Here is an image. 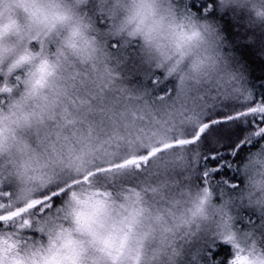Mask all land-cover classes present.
I'll return each mask as SVG.
<instances>
[{"label":"clouds","instance_id":"9594fccd","mask_svg":"<svg viewBox=\"0 0 264 264\" xmlns=\"http://www.w3.org/2000/svg\"><path fill=\"white\" fill-rule=\"evenodd\" d=\"M213 8L264 55V0ZM226 44L221 22L185 0H0V186L21 206L65 189L25 214L30 228L0 229L3 264H191L202 241L226 237L264 264V220L240 223L245 209L264 216V141L236 162L235 191L211 172L202 182L203 140L90 175L250 106Z\"/></svg>","mask_w":264,"mask_h":264},{"label":"snow or ice","instance_id":"6c2138e0","mask_svg":"<svg viewBox=\"0 0 264 264\" xmlns=\"http://www.w3.org/2000/svg\"><path fill=\"white\" fill-rule=\"evenodd\" d=\"M211 2L214 4L215 0H211ZM5 90L10 91V89L0 88V92ZM249 102L250 106L244 108L224 109L209 115L207 120L195 131V135H190L187 139H177L159 148H153L144 155L132 156L116 164H108L90 175H97L98 172L118 174L119 170L126 168L140 170L149 163L153 155L163 151L165 148L194 145L201 140L204 141V145L216 143L220 146L209 154L217 165L220 166L222 163H226V166H233V161H229L226 156L218 155L221 147L229 154L237 157L243 151L244 145L255 143L257 138L260 141H264V97L256 99L249 93L248 97L245 98V103ZM204 159L207 161L208 156H205ZM216 169V166H212L205 170L202 182L207 184L210 172L216 173ZM83 179L87 181L89 177L85 176ZM68 187H71V185ZM64 191V188H59L41 194L21 206L18 201L13 200V194L10 190L0 186V229L16 227L17 222L21 221V218H23L22 227L25 229L30 228L31 221L25 214L29 212L43 213L52 208ZM228 242L229 238L226 237L225 243ZM4 243V241L0 240V264L4 262ZM12 246L11 244L8 245L9 248ZM232 250L233 254L229 258L228 264H251L248 254H245L239 245L232 244Z\"/></svg>","mask_w":264,"mask_h":264},{"label":"trees","instance_id":"16d2710c","mask_svg":"<svg viewBox=\"0 0 264 264\" xmlns=\"http://www.w3.org/2000/svg\"><path fill=\"white\" fill-rule=\"evenodd\" d=\"M185 2L195 13L212 16L221 22L222 30L225 33V39L227 41L226 50H239V53L240 50H244V54L246 55L245 60L250 66L249 79L255 81V92L252 90L254 97L256 99L264 97V55L254 53L255 50L251 49L253 44L246 39L244 34L241 33V29L236 26V22L233 20L232 16L227 12L223 14L218 13V11L213 8L211 0H185ZM237 37H241L243 40L240 41L236 39ZM256 51L258 52V50ZM259 58L261 59L259 60ZM261 65L263 66L261 67ZM258 86L260 91H257ZM261 142L262 141L257 138L255 143L244 145L243 152H240V155L237 157L233 154H229L221 147L218 155L226 156L229 161H233V166H226V163H222L220 166L217 165L216 161L212 160L209 154L220 146L217 145L212 147V149L205 154V156H208V160L204 161L207 168H211L212 166L217 167V172L212 173V182H222V184L225 181H230L231 183L235 182V178H230V176H233L234 173L238 171L236 162L242 160L248 151L258 147ZM29 235H35V233H29ZM204 253L205 257L200 259L199 264H228L227 262L232 256V247L223 241H216L215 243L206 246Z\"/></svg>","mask_w":264,"mask_h":264},{"label":"rangeland","instance_id":"374dc122","mask_svg":"<svg viewBox=\"0 0 264 264\" xmlns=\"http://www.w3.org/2000/svg\"><path fill=\"white\" fill-rule=\"evenodd\" d=\"M236 39L242 41L243 39L241 37H237ZM252 50H255L254 53H258L256 50H258L256 47H252ZM231 53L234 54V56L237 58L242 71L245 73L246 77H247V82L249 84V86L251 87V89L255 92V85L253 79H249V72H250V66L247 64L245 57L246 55L244 54V50H228ZM257 55V54H256ZM261 58H259L260 60ZM263 65H261L262 67ZM257 91H260L259 86L257 87ZM224 109H221L217 112L223 111ZM205 149H206V153L209 152V150L212 149V147L214 146H210V145H204ZM243 152V151H242ZM241 152V153H242ZM205 159L203 160V166H205L206 164L204 163ZM233 175V174H232ZM230 178H235L234 181L235 182H228L225 181L220 182V183H216L218 186H221L227 190H232L235 191L237 190L243 183L242 178L239 175V171L235 172L233 176H230ZM203 179V178H202ZM262 220H264V216H262L260 213L256 212L255 210H251V209H245L243 211V215H242V219L240 221L242 226H248V225H255V224H259L262 222ZM201 251L199 252L198 255H192L189 259L191 261V264H197L198 261H200V259H203L205 257V253H204V249L206 246L210 245L207 240L202 241L201 242ZM232 254H233V250H232ZM228 263V262H227ZM204 264V263H202Z\"/></svg>","mask_w":264,"mask_h":264}]
</instances>
